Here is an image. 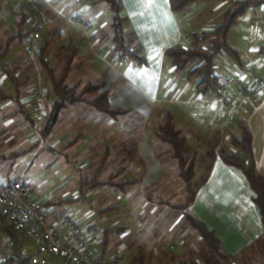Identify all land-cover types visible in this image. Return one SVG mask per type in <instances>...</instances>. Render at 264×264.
Here are the masks:
<instances>
[{
  "label": "crops",
  "instance_id": "0c3cea01",
  "mask_svg": "<svg viewBox=\"0 0 264 264\" xmlns=\"http://www.w3.org/2000/svg\"><path fill=\"white\" fill-rule=\"evenodd\" d=\"M33 1H37L41 5L44 18L47 21V27L41 40L45 61L53 69L54 76L59 78L66 73L65 83L68 87L73 88L77 94L83 93L82 95L86 99L67 104L60 112V115L63 111L67 112L66 115L63 114V121L59 122V115L50 132L44 133L41 125L47 117L49 119L57 98L48 73L39 60L38 54L41 51L25 64L28 36L15 37L17 33L24 34L29 31L33 27V21L21 26V16H17L14 21H11L9 17L8 19L2 18L0 20V49L6 48V53L3 57L4 67L0 63V125L5 126V129L0 133H2L1 138L4 142L8 145H15L13 147L17 151H27L29 149L27 145H33L32 148L37 145L36 152L46 148L50 152L64 155L66 161H69L70 157V160L73 161L82 159L84 161L92 160L94 163L93 159L101 158L99 167L93 164L88 169V176H84L81 180L80 188L76 190L77 193L86 192L88 189L96 190L97 187L103 186L105 188L109 186L111 190H121L107 184V178L111 172L108 173L107 178L101 179L100 177L106 170V165L109 162L111 164L112 160L128 159V169L134 172V178H129L131 184L126 185L121 191L129 192V198L134 206L133 210L135 212L142 210L140 212L142 216L137 224L140 232L130 239L132 244L128 248L125 244L121 247L125 251L127 249L135 251V254L132 252L133 256L137 254L138 249L143 251L145 257L143 264H183L184 261H188L189 264H217L218 262V264H264V222L261 208L255 200L256 194L244 171L240 167L228 164L222 157V154L233 151L231 142L234 137L240 136V129L236 125L228 126L226 109L218 105L213 93L207 97L208 100L204 107L207 108L206 115L209 118L211 116V119L214 120L216 110L219 108L225 117V124L218 131L219 137H221L220 145L218 146V142L215 140L212 143L213 147H208L205 150L208 156L205 165L198 163L197 150L190 149V152H187L189 149L187 139L185 154L195 158L198 163L196 171L201 173L200 178L198 177V180L194 181L197 192L188 212L215 234L219 240L221 252L225 256H218L206 243L199 241L196 231L189 228L188 225L187 229L182 231L170 226L174 218L167 215L158 218L154 216V213L163 210V206L174 207L168 201L163 200L162 196L155 197L154 195L157 193L170 196V193L184 192V195H180L182 201H179L178 206L184 205L187 199V190L179 176L178 163L173 159L169 145L159 139L156 130H150V137L147 136V128L151 127L149 120L153 117L154 112L153 102L159 101L160 97L166 98L172 91V87L169 89L171 78L169 80L168 74L178 73L167 51L182 46L183 43L184 45L191 43L184 36L187 27L189 29V24L184 21V13L182 15V11L174 12L170 0H120L123 7L121 16L125 37L130 47L133 50L138 49L140 57L146 61V64L141 66L133 59L121 57L116 50L113 43V15L111 21L101 22V17L107 9L104 6L107 4L105 1L27 0L22 8L27 7ZM65 3H70L75 6V9L80 8L86 12L85 15H81L74 11L75 14L72 16V18L76 15L83 16L87 23L86 26L75 23L79 26V29L75 30L76 32L61 30L59 24L61 18L64 17L61 5H65ZM107 6L109 8L108 4ZM182 19L183 22H181ZM27 25L28 28L25 30ZM211 25L214 28L218 26L215 22ZM80 29L86 34L84 42H79L80 36L77 32ZM9 39H13L10 44H8ZM260 48L253 50L255 56ZM63 54L64 68L62 71H57L54 59ZM253 58H250V54H246L245 60H241L237 55L233 72L235 73L237 68L247 61L250 62L251 59L253 61ZM165 71L168 72L166 78H164ZM259 73L264 78V63L260 65ZM70 79L73 80L71 85H69ZM35 84H42V90L44 89L47 95L41 118L33 115L29 107L31 90L36 86ZM98 85H103L102 91H108L111 109H122L128 112L127 115L140 111L144 113L140 116L143 120L133 123L120 122L115 119L121 115L111 116L95 107L91 102L95 95L83 91L87 87ZM161 91H164L162 95ZM181 92L183 96L193 95L195 97L194 91L191 93V87L188 84L183 85ZM195 92L200 95L197 89ZM163 109L164 107L156 112L155 118L158 123L163 120ZM172 116L177 129L182 132L174 114ZM243 122L252 133L256 170L264 178V93L258 106L244 108ZM192 129L194 130V126ZM33 134L34 136L31 137ZM66 141L69 142L70 147L60 151L61 148L57 144ZM106 154L107 157H105ZM36 156L37 154L34 153V157ZM106 158L107 163L104 162ZM57 159L56 157L52 159L50 165H52L54 173L62 174ZM101 165H103V170H99ZM13 167L11 164V169L6 170L0 166L2 182L22 179L31 188L33 183H39L37 180L34 181L29 174L30 170L34 168L33 159L23 166L24 170L21 173L13 172ZM120 169L119 166L118 175L122 171V176H124L125 170ZM66 179L68 180L67 184L73 181L68 177ZM92 182H96L100 186L94 187L91 185ZM34 187L42 189L40 184ZM130 187L132 189L128 191L127 188ZM32 190L34 192V188ZM136 192L139 193L138 196L135 194ZM76 198H78V194ZM43 200L46 199L43 198ZM52 205H54V201L50 199L48 206ZM105 207L108 206L103 205L104 209ZM114 208H119V206L116 205ZM146 208H152L149 214ZM172 210L174 211V208ZM61 216L54 214L52 222H57ZM180 219L179 223L184 222L183 216ZM164 220L168 224L165 231H162ZM77 221L81 226L79 220ZM91 222L96 223L89 221L85 225ZM103 227L106 230L103 233L104 241L97 248L96 256L91 264H106L107 261L105 256L109 240L106 233L112 229L107 228L106 225ZM127 227L126 224L121 228H124L121 235L126 232ZM114 233L120 234L118 231ZM187 233L190 234V237L188 235L185 237ZM168 236L173 239L169 248L164 245L165 237L168 238ZM121 247L119 249H122ZM207 253L217 256L218 262L208 259ZM132 258L134 257H129L130 264ZM229 258L231 260H228Z\"/></svg>",
  "mask_w": 264,
  "mask_h": 264
},
{
  "label": "rangeland",
  "instance_id": "374dc122",
  "mask_svg": "<svg viewBox=\"0 0 264 264\" xmlns=\"http://www.w3.org/2000/svg\"><path fill=\"white\" fill-rule=\"evenodd\" d=\"M63 2V0H61ZM233 1L235 0H197L195 3L188 4L182 11V15L184 13V21L189 24V29L187 27L186 32L184 33V36H186L191 43L189 45H182V47H195L196 44H193L196 39L193 38L194 34H198L201 32H209L214 27H211L213 25L211 24H220L224 18V15L233 7ZM27 0H0V5L2 6L1 12H0V20L3 18L9 17L11 21H14L17 18V15L13 13L14 8H22V5L26 3ZM67 2V1H66ZM31 4H37L38 7L40 4L37 3V1L30 2L27 7L22 8L24 10H29V6ZM93 5V4H92ZM107 9L105 10V14L101 17V22L104 23L106 20H112V13L110 12L107 4H104ZM61 8L64 12V17L61 18L59 27H61V30H70L69 32H76V29H79V26L76 25L71 21L72 16L75 14L74 11L79 12L81 15H85L86 12H83V9L76 8L75 6H72L70 3L65 5H61ZM40 9V8H39ZM43 11V10H42ZM184 11V12H183ZM80 15V16H81ZM223 16V17H221ZM83 18V16H81ZM183 18V17H181ZM183 22V19L181 20ZM212 22V23H211ZM183 24V23H182ZM28 25L26 26L25 30H27ZM211 28V29H210ZM215 29V28H214ZM190 30V31H189ZM192 30V31H191ZM103 31V30H102ZM105 32V31H103ZM102 32V33H103ZM78 35L80 36L79 42H84L86 39V34L82 32V30H78ZM44 34V32H43ZM42 34V37H43ZM43 38H41L42 40ZM215 39H204L202 42V49L204 50V53H206V49H208L211 41H214ZM194 41V42H193ZM227 43L237 52V55L240 56L241 60H245L246 54H250V58L256 59L255 53L253 50L260 48L264 46V7H252L242 15H240L235 23L231 26L229 29V32L227 34ZM182 44V43H181ZM40 50H41V42H40ZM258 52V51H257ZM256 52V55H257ZM26 53V52H25ZM254 53V54H253ZM37 54V53H36ZM35 54V55H36ZM37 56V55H36ZM34 57V56H32ZM32 57L27 59V55L24 58V63L27 64L30 62ZM27 59V61H26ZM252 60V59H251ZM250 60V61H251ZM56 65L57 71H62L65 65V59L64 54L62 56H56L54 59ZM247 61L246 63H248ZM200 63L199 59H194L190 63H188L185 68L174 75H169L167 71L166 74H164V78L168 77L169 80L171 78V84L169 85V89L172 87V91L164 97H160L159 101L153 102V117L149 120L150 124L147 128L148 134L147 136L150 137L149 131L150 130H156L158 129V126L160 123L156 121V112L164 107L163 110L170 111V113L175 116V119L177 121V125L179 128L182 129L183 134L188 139V145L189 149H187V152H190V149L192 151L197 150L198 151V163H203L205 165V162L208 161V156L205 153V150L208 147H213L212 143L217 140L218 146L220 145L221 137H219V130H221L224 126L225 117L223 116V113L219 110V108L216 110V118L214 120L211 119V116L209 118L207 113L205 112L207 108H204L206 106L207 98H204V96L196 94V81H189L187 78L188 72H190L193 68H195ZM213 64L216 69V74L221 76L222 78L228 77L233 73V68L236 65V59L235 56L229 52V51H222L221 53H218L215 55ZM241 67V66H239ZM168 74V76H166ZM165 82V81H163ZM73 84V80L70 79L69 85ZM188 84L191 87V93L194 91V96L191 95H185L183 96V93L181 92V89H183V85ZM36 85V84H35ZM163 86V85H162ZM168 89V88H167ZM38 91L39 93L43 94V101L41 103L40 111L38 113H35L33 111V105L36 101L35 98V91ZM164 93V91H161V95ZM190 93V94H191ZM46 92L43 89L42 90V84L36 85L31 90V103L29 105L31 109V113L33 115L38 116V118H41L43 115V108H44V101H46ZM165 96V95H164ZM186 98V99H184ZM188 101V102H185ZM189 103V104H188ZM218 105L221 106L220 103ZM218 106V107H220ZM203 111V112H202ZM52 112V111H51ZM66 111H63V113L60 115L59 122L63 119V114L66 115ZM121 115L119 118L115 120H119L120 122H138L142 121L143 119L140 117L142 112H133L131 115ZM226 114V120H227V111H225ZM108 117V116H107ZM164 118V116H163ZM47 119L43 121L41 128L44 129L45 125L47 123ZM112 119V118H110ZM114 120V119H112ZM212 120V121H211ZM63 121V120H62ZM145 124V123H144ZM0 125V132H3V129H5V126ZM192 126H194V130L192 129ZM229 126V125H228ZM143 128V127H142ZM126 129H128L126 127ZM202 134V135H200ZM43 135V133H42ZM2 133H0V166L4 167L6 170L11 169V164H13V172H22L23 166H25L30 159H33L34 162V168L30 170L29 174L31 177H33L34 181L37 180L39 183H36L32 185V188H34V198L37 200H41L45 198L46 202L49 203V200L54 201V205L50 207V211L52 215L58 214L61 216L63 213L69 214L76 220H79V222L82 224L81 226L84 227L85 224L89 221L96 222L95 224H98L99 226L106 225L107 228H111L110 232L108 233V247L106 250V256L105 259H113L115 261V253L118 251H124L127 256V259L125 262H122L121 264H130L129 263V257H135L132 255V252L135 251L131 249H127L125 251L124 248L121 246L123 244L130 246L132 244L131 238L134 237L135 234H137L139 231V227L137 224H139L140 216L142 214L141 211H134V206L132 205V201L129 198V192H122L118 189H113L108 186L105 188L103 187H97L95 189H88L86 192H76L77 188H80L81 180L84 176H88V169L92 167L93 164L97 165L99 167V163L101 162L100 159H93L89 161H84L82 159H77L76 161L70 160L66 161L64 155H60V153H53L47 150L46 148L43 150L39 149L40 151H35L37 149V145L35 148H32L33 145H27L29 148L27 151H17L16 148L13 146L15 145H8L4 142V140L1 138ZM34 134L31 136L33 137ZM46 140V139H45ZM227 143V142H226ZM61 150L64 151L67 150L70 147L69 142L59 143L57 144ZM229 145V144H228ZM31 147V148H30ZM13 148V149H12ZM225 150V147H223ZM14 152L13 154H11ZM186 153V149L184 151ZM34 153L37 154L36 157H34ZM58 158V165H60L62 174L54 173L53 168L50 165V162H52V159ZM107 157V154L105 155ZM200 158V159H199ZM104 162L107 163V158L104 159ZM128 159L120 160L115 159L114 161H111L106 165V170L103 172V175L100 177L101 179L107 178L108 173L111 172L109 178H107V182L111 181V184L114 185L116 183H123L127 180H130L129 178H134V172L131 169H128ZM196 163V165L198 164ZM115 166V168H114ZM121 167L120 170H125L126 174L122 176V171L119 172L118 175V167ZM96 167V166H94ZM114 168V169H113ZM103 170V165L99 168V170ZM126 169H128L126 171ZM114 173H113V172ZM203 171V170H200ZM55 174V175H54ZM53 175V176H50ZM201 173L199 174L198 171H196V178L194 181L196 182L198 180V177L200 178ZM69 178L73 180L70 184H67L68 180L66 178ZM42 186V189L39 190L36 189L34 186L38 185ZM89 185V184H88ZM91 185L100 186L96 182H92ZM85 188V187H84ZM144 188V187H143ZM142 188V190H144ZM132 188H127L128 191H130ZM76 192V193H75ZM143 192V191H142ZM145 192V191H144ZM78 194V198H76V195ZM138 196V192L135 193ZM184 195V192H176L174 194H169L170 196H167L164 193H157L156 196H162L163 200L168 201L172 206H178L180 203L179 201H182L180 199V195ZM103 205H107L108 207L103 208ZM116 205L119 206V208H114ZM114 206V207H113ZM110 208V209H109ZM161 209V208H160ZM170 206H163V210H161L158 213H154L155 218H158L159 216H170L174 218L172 225V228H179L182 231H185L187 229V223L180 222L181 215L180 213L176 212V210H171ZM145 210V208H144ZM152 208H146L147 213L151 212ZM53 216L50 218V221L53 220ZM91 219V220H90ZM166 220L163 221V230L165 231L166 225L168 224ZM127 224L126 232L121 235V232H118L120 234L114 233L117 231L118 227L122 228L124 225ZM175 228V229H176ZM124 229V228H123ZM160 231V229H158ZM106 231V230H105ZM165 233V232H164ZM189 233V232H188ZM186 234L190 237V234ZM125 240V241H124ZM173 239L168 236L165 237L164 245L169 248L171 245V241ZM104 239L102 238L103 242ZM100 246L97 245V248ZM121 247L122 249H119ZM131 248V247H130ZM118 249V250H117ZM121 253V252H120ZM137 256V255H136ZM207 258L210 259L212 262H218L217 256H213L211 254L207 253ZM219 263V262H218ZM217 263V264H218Z\"/></svg>",
  "mask_w": 264,
  "mask_h": 264
},
{
  "label": "trees",
  "instance_id": "16d2710c",
  "mask_svg": "<svg viewBox=\"0 0 264 264\" xmlns=\"http://www.w3.org/2000/svg\"><path fill=\"white\" fill-rule=\"evenodd\" d=\"M102 1H105L109 5V8L113 13V43L115 44L116 50L120 53L121 57H128L130 59H133L137 62L138 65L142 66L146 64V61L140 57L139 50H133L127 43L124 33L123 18L121 16L123 7L120 4V0ZM193 1L195 0H170V4L174 12H179ZM254 6L264 7V0L233 1V7L224 15L222 22L218 24V26L213 31L207 33L201 32L193 35V38L196 39L195 42L193 41V44H196L195 47L189 46L185 48L182 46H178L167 51L168 56L173 60V65L176 72L182 71L185 66L192 60H200V63L190 72H188L187 78L189 81H196V89L198 92H201L202 95H205L208 91L217 93L219 86V75L216 74V69L213 64L214 57L216 54L221 53L224 50L231 52L235 57H237V52L233 50V48L226 41L227 34L231 26L235 23L236 19ZM39 7L42 10L41 5H39ZM19 9H21L22 11L21 14L17 15L21 16L20 25L23 26L24 24L28 22L31 23L33 21V27L24 34L17 33L15 37H26L29 36L30 33L34 30L37 23L43 21L44 14L43 11L41 14L42 16H40L38 14H34V12L30 9L27 11L22 8ZM44 20L46 21L45 18ZM46 27L47 21L45 29ZM207 38L215 40L211 41L208 49H206V53H204L201 45L204 39ZM12 40L13 39H9L8 44H10ZM40 51V53L38 54L39 60L44 66L45 71L48 73L49 79L52 83L53 91L57 98L51 115L44 128V133H49L53 126L56 124L61 110L65 108L67 104L83 101L86 98L84 95H82L83 93L77 94L73 88L68 87V85L65 83L66 73H64L59 78L54 76L53 69L44 59V48L42 47ZM258 52L264 54V46H262L258 50ZM5 53L6 48H4L3 50L0 49V63L2 64V67H4L3 57ZM243 65L244 64H242V66ZM103 88V85L90 86L87 87L83 92H88L95 95L91 102L99 110H102L105 113L110 114L111 116L125 114L127 111H124L122 109H111L110 95L107 90L102 91ZM163 114L164 118L159 124L156 132L159 139L169 145L173 159L178 163L179 176L187 190V199L184 205L174 206L172 208H174L176 212L180 213V215L184 217L189 228L196 231L199 241L206 243L208 247L218 256L224 257L225 255H223V253L221 252L219 240L217 239L215 234L212 231L208 230L203 222L194 218V216H192L188 212V209L193 202L197 192L194 182L196 173V160L194 157L187 156L185 154L184 149L187 144V138L179 129H177L174 118L170 111L164 110ZM236 126H238L240 129V136L234 137L232 139L231 144L233 147V151L222 154V157L228 164L240 167L244 171L252 189L256 194L255 200L261 208L264 222V178L256 170L252 149V133L243 121L238 122ZM107 184H111V181L107 182ZM129 184H131L130 180H127L123 183H116L114 185H111L124 190V187ZM48 204L49 203H46V205ZM122 230L123 229L119 227L117 229L118 232H121ZM7 232L10 235L14 234V232L10 228H7ZM142 252L143 251H141L140 249L137 250V256L135 255V257L131 259V264H143L145 257ZM228 260H231V258H229ZM106 264L120 263L113 261V259H109L106 261ZM183 264H189V262L184 261Z\"/></svg>",
  "mask_w": 264,
  "mask_h": 264
},
{
  "label": "built area",
  "instance_id": "2783aa9c",
  "mask_svg": "<svg viewBox=\"0 0 264 264\" xmlns=\"http://www.w3.org/2000/svg\"><path fill=\"white\" fill-rule=\"evenodd\" d=\"M37 4L29 9L42 16ZM19 15L21 9L14 8ZM74 23H87L80 15L72 18ZM46 21L36 24L27 39V59L40 51V42ZM26 59V61H27ZM264 54L257 52L256 59L238 67L230 76H218V91L215 100L227 111V123L235 126L243 121V110L255 108L263 98L264 78L260 75V65ZM202 95L201 92H198ZM212 92H206L205 98ZM36 101L33 111H40L43 94L35 91ZM52 213L43 199L34 198L33 190L22 179L4 183L0 180V264H91L97 245L101 244L104 227L88 223L84 227L69 214L62 215L57 222L50 221ZM10 228L14 234L7 232ZM121 252V253H120ZM126 253L118 251L115 261L125 262Z\"/></svg>",
  "mask_w": 264,
  "mask_h": 264
}]
</instances>
